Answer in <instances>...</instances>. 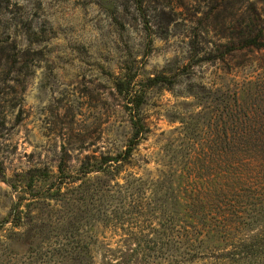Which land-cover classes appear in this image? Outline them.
<instances>
[{
    "label": "rangeland",
    "instance_id": "374dc122",
    "mask_svg": "<svg viewBox=\"0 0 264 264\" xmlns=\"http://www.w3.org/2000/svg\"><path fill=\"white\" fill-rule=\"evenodd\" d=\"M253 7L262 2L142 0L138 9L136 0H0V218L20 194L9 180L21 185L35 167L57 173L61 161L74 172L87 155L126 148L130 114L113 77L128 65L139 89L156 74L179 79L146 90L147 130L118 182L130 172L154 179L180 149L198 148L205 129L186 74L208 87L263 73V52H227ZM38 208L56 217L52 206Z\"/></svg>",
    "mask_w": 264,
    "mask_h": 264
},
{
    "label": "trees",
    "instance_id": "16d2710c",
    "mask_svg": "<svg viewBox=\"0 0 264 264\" xmlns=\"http://www.w3.org/2000/svg\"><path fill=\"white\" fill-rule=\"evenodd\" d=\"M260 1L262 11L242 16L228 53H264ZM192 72L185 94L201 107L198 148L180 149L154 179L130 172L118 182L147 130L146 90L179 79L156 74L139 89L132 66L121 69L113 87L130 114L126 148L87 155L74 172L61 161L57 173L35 167L21 185L9 180L20 194L0 218V264H264V72L208 87ZM45 203L56 217L39 214Z\"/></svg>",
    "mask_w": 264,
    "mask_h": 264
}]
</instances>
